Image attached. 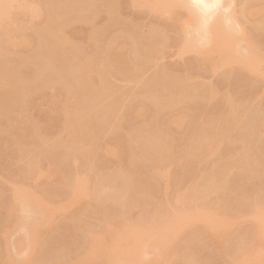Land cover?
<instances>
[{"label": "rangeland", "instance_id": "1", "mask_svg": "<svg viewBox=\"0 0 264 264\" xmlns=\"http://www.w3.org/2000/svg\"><path fill=\"white\" fill-rule=\"evenodd\" d=\"M44 1L47 3V8L49 7L52 9L53 5V8L57 6V4H52L51 0H0V5H2V7H0V35L2 38L3 36L6 38H16L11 46H0V51L5 57L7 56L6 63L13 62V60L16 61L19 58H29L37 51V48H39L37 42L41 39H37L33 28L41 26L46 17L44 14L38 15L36 12L34 14L33 11L35 10L34 7H43ZM53 1L54 3L56 2V0ZM76 1L79 2L76 4ZM152 1L153 0H70L69 2L67 1L68 7H75V9H78L77 13H72L70 10H67L61 11L58 18L53 16V18L55 17L54 19H57L58 23L63 24L64 37L69 42L77 45V48L82 47L80 49L85 53H91V55L98 52L102 54L103 51L105 52L104 47L106 48L104 45L109 43L111 44V50L109 49L110 51H106L105 54L109 53V55H111L110 52L117 53L122 51L132 58L135 52H132L134 48H132L133 46L131 44L139 38V42L141 40L146 42L147 37L150 35L149 33L152 34L153 32V34H155L154 31L163 34V46L154 63L144 64L141 67L136 65V72L129 71L126 74L112 72L109 84L117 92L112 96L108 94L107 96H105V94L100 95L95 105L100 107L109 104L112 100L119 98L120 94H127V100L129 101L125 100L124 102L126 103V107L123 108L122 119L118 126L98 138L92 152L91 147L89 148L88 144L82 140L84 132L89 131L87 128L83 129L77 124L69 123L70 126L63 129V122L66 118L68 119L72 104L71 102H66L61 92L60 85H53L46 88L40 87L39 79L33 78L32 76V72L34 71L32 66L34 65L31 63L27 65L25 82L31 87V91L21 98L22 106H16L19 107V114L17 113V116L13 118L16 122H19V124L27 120L35 123L36 132L48 141L42 144L39 162L36 165V169L33 170L34 174H31L29 172L31 168L28 169V164L24 157L21 156L20 149L17 150L13 145L9 133L4 129L6 126V118L4 117H6V115L0 116V235L2 227L8 224V222L6 223V221L9 220V218H7V207L9 204L7 203H9L8 201L11 199L12 190L21 185H23V189L26 188V191L28 189L27 192L32 193V196L35 197L33 200L34 206L32 207H34L35 213L38 214V221H43V224L37 222L40 228L39 231H41L42 235L35 240L31 239L32 242L34 241L33 244L32 242L29 243L27 240L30 239H26L28 238L26 234L28 229H30L29 232L31 233L32 227L27 225V227L30 228H27V230L24 229L26 225L23 226L25 222V220H23V213L18 211L19 213H16L17 224L15 223L17 226L14 224V228L11 230L12 233H9L8 237H5L8 241L0 236V238H3L2 241L0 239L1 264L2 262L5 263V260H7V262L9 261L8 264H61L70 262L76 255L78 256L80 254L83 249L82 247L86 246L84 241H87V234L101 231L106 225H109L106 227H110L115 220L121 218L126 219L128 230L132 231H129L130 235L134 233L137 227L147 228L143 231L146 233L145 237L148 238V244L152 245V242L156 240L152 236V231L154 230L153 226L155 225L154 220L159 219V217L168 218V216L165 217L167 211H169V215L171 214L170 218L174 220L175 216L180 215L179 213H188L193 207V209H195V207H197L196 209L206 208V211L209 209L212 212L215 211L218 206V208H222L228 216H235L234 218L236 219L233 229L231 230L230 228V235L227 237L228 241H225L227 242L225 243L226 245L224 244V247L222 246L219 251L214 248L213 243L210 245L200 238L201 234L198 235V231H200L198 228L193 227L196 231L198 229L197 233L194 229V231H190V227L196 225H190V223L188 224V221H186L184 223L185 231L182 230L183 232L178 233L177 239H174L176 235L172 236L170 230L169 232L164 231L163 235L165 240L163 242L162 239L156 240L160 244L157 243V246L152 245L150 248L145 249L146 255L144 260H152L155 264H182V261L185 260V256L192 252L194 256L192 254L190 255L196 258L198 264H229V258L232 260L236 252H239L240 249L248 248L246 249L249 250L247 264H264V234L261 233V240L259 239L260 236L258 241L256 239L255 242H253V233H251V235L249 233L254 230V228L253 230L252 228L250 229L252 221L256 223V226L254 223L253 226L257 228L258 226L260 227L262 223L264 224V221L261 220L264 213L260 216L257 215L259 217L257 218L258 221L253 220L256 218H254V215L250 214L248 202L243 199V201H241V198L246 197L245 199L252 200L253 197L255 202L258 201L257 204L264 205V187H262L264 183L261 185L263 181H260V176H255L253 181L250 180L251 182L248 181V179L247 181L243 180L240 182L236 174H234L235 176L231 174L228 177L230 178V180L228 179L229 182L227 181L229 185L228 191L206 195L203 197L204 199H199L194 203H188V200L180 202L179 205L174 203L176 201L174 196L183 193V191L181 193L176 192L179 190H184V192H186V188L188 189L190 182L192 184V180L201 178L202 173H211L215 165L221 169L225 160V158H223L225 152H229L230 154L232 152H240V142H220L217 148L220 149L219 152L222 154L216 153L215 155H211L204 163L199 164L198 167L192 158L185 160V162L182 161L186 165L182 170L172 166L169 167V169L166 170V175L168 172L169 174L158 190L159 183L156 181L153 183L151 182L152 179H149L148 169L150 163H147V166H145V164L144 167L142 163L139 164L142 167H138L137 164L138 168L135 166V169L130 166L129 160L127 161L128 151L126 139V134L131 127L148 122L165 132L167 138L172 141V148L175 150L174 153H178L185 141L188 140V137L191 136L194 123L202 122V124L206 125L205 122L203 123L204 119H218V116L226 111L224 105L226 99L232 100L231 102L241 105V107L244 105L243 108L245 105H248L250 108H256L258 118L260 119L262 117L264 119V76H261L264 70V25H260L261 22H264V10L257 15L245 14L242 13V8L246 2L255 0H226L225 2L227 3L225 5L229 6V11L227 10L228 13L224 11V14L226 13L233 16L235 23L238 25L236 32L233 33L228 40L231 53L229 56H226L221 49H218L210 56L211 60L209 61L211 65L201 66L197 62L198 56L196 52L191 50L182 51L181 48L180 43H182L187 36L186 27L188 23L190 24L186 12L178 7L174 13H167L165 11L158 13L151 8L150 4ZM257 3L263 4L264 0H257ZM29 8L30 10L32 8L34 9L29 11ZM43 10H45V7ZM55 10L53 9V12ZM31 13H33L34 16H32ZM73 18H76V20H73ZM87 18L89 21H86ZM92 32L96 34V41L92 39L90 41L89 39L90 33ZM143 37L144 39H142ZM246 37H248L250 42L246 40ZM40 42L41 41H39V43ZM251 43L257 47L255 51L250 47ZM194 50H197V48H194ZM133 56H135V54ZM253 56L259 58L258 64H254ZM235 58H239L247 64L257 65L258 73H249L236 63ZM132 60L134 63L136 62V64H143L144 61L142 58H138L137 55L136 59L132 58ZM10 64L8 67H11V69L7 68L11 73L14 69V65L13 63ZM37 64H35L36 67ZM102 68L104 69L103 66ZM158 68L166 71L169 75L167 78L177 79L181 76L185 78L189 84H194V86L196 84L197 87L202 90L198 91L199 94H202L205 89L203 87L214 89L213 91L216 93L211 97L206 96L203 100L197 99L187 104H180L174 108L170 114L161 112L155 115L152 106L141 97V94L145 90V82L146 84L148 83V80H150L151 76H153ZM16 80L17 79L12 81L15 86L18 85L19 82ZM91 82L95 87L98 85L96 75H93ZM154 87L161 92L166 91L161 81H158ZM97 106L95 110H97ZM248 106L246 107L249 108ZM138 109L142 114L136 119H133L131 111H137ZM182 114H186L187 116L183 121L180 120ZM166 118H170L171 120V125L168 129L163 128V122ZM249 124L253 127V122ZM249 124H247L248 127L243 123L241 124L243 128L245 126L248 128H244L246 131L244 130L243 134H245L248 140L257 141L253 144V148L254 150L257 148L255 150L258 151L257 154L264 155V131L261 130L254 136L251 134L253 131H250ZM241 125H239V127ZM61 132L66 137L64 144L66 148L64 146L60 148L54 142L55 139L61 135ZM105 146L108 147L110 152L107 154L106 158L100 159L99 149ZM32 148H29V150L33 151L34 148ZM68 149L75 150L79 155L90 152V157L88 159L77 157L78 159L76 158L74 160L76 163L73 164L74 161L72 162L70 159L67 161L66 158H61L68 153ZM118 151L120 152V159L117 161L113 156ZM88 163H92L91 166L95 167L97 171L99 170V173L102 172V174H98L95 168H91L93 171H89L86 166ZM49 164H53L55 167L58 165L57 168L60 172L62 171L61 180L51 179L47 177L46 174L35 176L38 171L41 173L48 171L50 169L48 166ZM127 164H129L132 169H128L130 167ZM120 166H123L124 168H122L125 170V167H128L127 172H129V170L130 172L132 171L129 175L132 179L134 178L133 182L135 181V186L137 184L135 189H137L138 192L137 190L134 192H137V194L132 192L130 194L128 193L129 197L130 195L132 197V194L136 196L138 193H141L139 189L142 187H144V191H149L147 189L145 190V184H147V187H149L148 189H150L148 198L146 194L142 197V193L140 194L141 196H136V200L130 197L133 200L131 202L135 200L136 204L132 203L133 206H129L128 204L131 203L130 198L126 196L125 200H122V202L124 201L125 203L123 202L124 204H121L122 202H120L118 206L114 205V203L112 204V202L106 201L101 202L102 204L91 202L92 200L87 202V197H84V199L81 197L74 199L70 206L69 200L71 197L70 193L72 195V190L71 187L70 189L67 188L69 185H67L66 182L68 178H70L68 173L70 174L72 169H77L82 179H93L96 175L102 176L103 173H106L107 175L105 174V176H108L109 174L107 172L112 173V169H116ZM214 170H217V168H214L213 171ZM27 172L30 173L32 177L29 176ZM132 173L134 174L131 175ZM22 177H25L24 180ZM138 182L141 183V186H138L140 185ZM258 182L261 183L258 185ZM258 186H261V188ZM86 188H88V185L85 187V184L84 187H79L80 193L84 194ZM252 190L255 192V197L253 196L254 192ZM240 194H243V197L239 196ZM248 195L251 196L249 197ZM140 197H142L141 200H139ZM238 197L240 199H238ZM128 199L129 201L127 203ZM237 199L241 204L238 203L239 201ZM217 200L222 204L220 202L218 204ZM139 201H143V204ZM144 201L147 202L144 203ZM191 203H193V206ZM67 205H69V207H66ZM45 208H47V212H45ZM247 213L253 218L251 219L247 216L249 215ZM154 214L156 215L155 217H153ZM182 217L189 220L187 215ZM168 219H166V221H171V219ZM184 219H181V221H184ZM259 220L262 222L260 221L259 223ZM40 226L43 227L41 228ZM262 226L264 228V225ZM263 228L261 227V231H264L262 230ZM187 232L196 233V235H193L195 236L193 239L189 237L190 243L192 242L193 245L190 246L189 244V247L192 248H190V252L185 255L184 247H181V245L184 246L187 241L184 240ZM190 234H188V236H190ZM131 236L132 238H126L124 235L119 248L121 251L114 250L110 254L114 264H123V254L127 255L130 253L128 251L130 245L136 240H139L141 235L136 236L135 234L136 237H134L133 234ZM197 236L199 238H196ZM248 238L250 240H248ZM5 243L7 245L4 246ZM35 243H37L36 245H38V247ZM3 246L4 248H1ZM33 249L35 251H33ZM197 262L195 263L197 264ZM86 264L99 263L96 257L94 258L91 256V260L86 261ZM184 264H187V262L184 261Z\"/></svg>", "mask_w": 264, "mask_h": 264}, {"label": "bare ground", "instance_id": "2", "mask_svg": "<svg viewBox=\"0 0 264 264\" xmlns=\"http://www.w3.org/2000/svg\"><path fill=\"white\" fill-rule=\"evenodd\" d=\"M67 1L69 2L70 0H56L57 3L56 2L54 3V1L51 0L52 4H57L56 6L57 8L56 7L53 8L54 7L53 5L52 9L46 7L47 3L45 1L43 7L40 8L34 7L36 10L33 11L34 14L36 12L38 15L44 14L46 17L45 21L41 26L33 25L36 26L33 29L35 31L37 39L40 38L41 40L39 41L41 42L40 43L39 41L37 42L39 48H37V51H35L31 57L23 58V59L19 58L16 61L13 60V62L12 61L10 62L13 63L14 65V69L12 70L13 73L12 71L10 73V70H8L9 68L8 66L10 63L9 62L6 63L7 56L5 57V55H3V53L0 51V61H1L0 62V116L6 115V117H4L6 118L5 119L6 126L4 129L7 130L6 132L9 133V136L13 141V145L17 148V150L20 149L21 153L19 151L17 152L20 153L21 156L24 157V159L26 160V163L28 164V169L31 168L30 169L31 171H29L31 174L32 173L34 174L33 170L36 169V165L39 162L38 160H39L41 146L42 144L46 143L48 140H46V138L40 136L36 132L37 129L36 126L34 125L35 123L27 120L22 123L20 122L19 124V122H16V120L13 118L17 116V113L19 114V107L16 106H22L21 98L31 91V87L25 82V76L27 75L26 67L29 63L33 64L34 66L35 64L38 63L37 67L32 66V68H34V71L32 72L33 73L32 76L33 78L39 79L40 87L46 88L53 85H60V88L62 90L61 92L64 98L66 99V102H71L72 104L71 113L68 114L69 116L68 119L66 118L63 122V129H66L68 126H70V124H77L81 126L83 129L87 128L89 131L84 132V135H82V140L83 142H86L88 144L89 148L91 147V152H92L96 140H98V138H100L101 136L107 134L111 129L116 128L118 126L120 120L122 119L121 117L123 114L122 111L124 110L123 108L126 107V103L124 102L125 100H127V94H120L119 98L114 99L111 102L109 101L110 102L109 104L100 107L95 105L100 95L105 94V96H107L108 94L109 96H112L117 92L109 84V79L112 76V72H117L120 74H126L129 71L136 72L137 71L136 65L137 66L139 65V67H141L144 64L154 63L156 58L160 54L161 47L163 46V34H161V32L156 33L155 31H154L155 34H153V32L152 34L149 33L150 34V35L148 34L149 37H147L146 35L147 37V40L145 38L146 42L144 40H141L139 42L140 40L139 38L137 41L132 43L131 44L133 46L132 48H134L132 52L133 53L135 52L134 53L135 56H133L134 54L132 53L133 54L132 58L136 59V55H137L138 58L140 59L142 58L144 60L143 64L142 63L136 64V62L134 63L132 58H130L131 56L127 55L122 51H119L117 53L110 52L111 55H109V53L105 54L106 51L108 52L111 50V44L109 43H106V45H104L106 46V48L104 47L105 50V52L103 51L104 54L103 52L102 54H99L98 52L92 55L91 53L90 54L85 53L82 49H80L82 47L77 48L76 47L77 45H74V43L69 42L64 37L63 24L58 23L57 19H54L55 17L58 18L60 16L59 13L61 11L70 10L72 13L78 12V9H75V7L69 8L68 7L69 5H67L68 3ZM225 1L226 0H204V2L208 4L218 2L220 5H222L219 8H212V9H200L193 7L192 5L194 3V0H153L150 6L153 10L157 11L158 13L164 11L167 13H174L176 11V8L178 7L186 12L190 24L188 23L186 27L187 29L185 28L187 30L186 32L187 36L185 37L184 41L180 43L182 51L191 50L196 52L198 56L197 58L198 64L201 66L203 65L209 66L211 65L209 61L211 60L210 56L213 54V52L217 51L218 49H221L224 55L229 56V54L231 53L230 50L231 47L228 43V40L230 39L232 34L236 32L237 30L236 28L238 27L237 23H235L234 21V17L231 16L230 14L229 15L226 14L229 11V6L225 5L227 3ZM229 1H233V0H229ZM78 2L79 1H76V4ZM0 7H2V5H0ZM44 7L45 10H43ZM32 9L30 10L29 8V11H32ZM53 9L56 10L53 12ZM242 9H243L242 13L257 15L264 10V3L263 4L257 3V0L247 1ZM224 11H226L225 13L226 15L224 14ZM31 14L32 16H34L33 13ZM53 16L55 17L53 18ZM73 20H76V18H73ZM86 21H89V19L87 18ZM263 23L264 22H261L260 25L261 26L264 25ZM221 29L223 30V32ZM95 35L96 34L93 32L90 33L89 36L90 41L91 39L96 41ZM144 37L142 39H144ZM3 38L0 35V46L1 45L11 46L13 42L16 40V38H6L5 36H3ZM246 40L250 42L248 37H246ZM250 47L254 49L253 51H255V48H257L252 43L250 44ZM194 48H197V50H194ZM235 59H236V63L240 65V67L246 69L249 73L251 74L258 73L257 65H254L259 63V58L257 56H253L254 59L253 65L247 64L239 58H235ZM102 66L104 67V69L102 68ZM11 67L9 69H11ZM55 68L57 71L55 70ZM93 75H96L98 79V85H96V87L91 82V78L93 77ZM261 76H264V70H263V75ZM167 77H169V75L166 73V71L161 68H158L156 72L153 74V76H151L150 80H148V83L146 84L145 82L144 84L145 90L142 92L141 97L152 106L155 115H158L161 112H167L168 114H170V112L173 111L174 108H176L180 104H184V103L187 104L197 99L203 100L206 98V96L211 97L216 93L213 91L214 89L203 87L205 89L203 90L202 94H199L198 91H202V90L199 87H197L196 84L195 86L194 84L193 85L189 84L185 78L181 76L180 78L178 77L177 79H171ZM15 79H17L16 81H19L18 85L16 86L12 83V81ZM158 81L162 82L163 87L166 90L165 91L166 93L161 92L159 89L154 87ZM231 101L229 99L225 100L226 103L224 105L226 111H224L223 114H220L218 116V119L215 120L209 118L210 119L209 120L206 118L207 121L206 119H204L205 121L203 120V123L205 122L206 125L202 124V122L194 123L191 132L192 134L191 136H189L190 138L188 137V140L185 141L183 146L180 148L181 150L179 149L178 153L177 152L174 153L175 150L172 148L173 147L172 141L171 139L169 140L167 138L165 132L162 129L148 122L142 123L138 126L134 125L133 127H131V129H129L128 133L126 134L127 151H128L127 161L129 160L130 166L134 168L135 166L137 167L138 164L139 167L141 166L139 164L142 163V166L144 167L145 164H146L145 166H147V163H150V167L148 169V173L150 176L149 179H152L153 181L151 180V182L153 183H155L154 181L159 183L158 184L159 187L158 190H159L161 184L164 183V180H166V177L169 174L168 172V174L166 175V170H168L169 167L172 166L182 170L186 166L184 164L185 160L190 158L193 159L194 163L198 167L199 164L204 163L207 160V158L210 157L211 155L213 154L215 155L216 153L218 154L221 153L219 152L220 149L217 148V146L220 145V142L237 141L240 142L241 144L240 152L238 153L232 152L231 154L229 152L227 153L225 152L224 153L225 156H223V158H225L223 167L219 169L215 165L214 168H217V170L214 171L217 172H214L213 171L214 168H213L211 170V173L208 172L209 174H206L207 172L202 173L201 178L199 179L195 178L194 180H192L193 181L192 184L190 182L191 185L189 184L188 189L186 188L187 190V191L185 190L186 192H184V190L177 191L176 193L178 192L181 193L182 191L183 193L174 196V199L176 200L175 201L173 199L175 201L174 203L179 205L180 202H184L187 200L188 203L190 202L194 203L199 199L202 200V198L206 195H210V194L213 195V194H217L218 192L223 193L224 191H228L229 185L227 184V181L228 179L230 180V178L228 177L231 174L233 175L236 174L240 179L239 180L240 182H242L243 180L247 181V179L248 181L250 180L253 181L255 176H260L261 178L260 181L263 182L262 183L258 182V185L259 183H261L262 185L264 183V155L257 154L258 151H255L257 148L254 150L253 144H255L257 141L255 140L256 142H254V140L253 141L251 139L248 140V138L243 133L244 130L246 131V129H248L247 124L251 122H253L252 124L253 127L250 124L249 127H250V131H253L251 133L252 135L255 136L256 133H258L261 130L264 131V119L262 117H261L262 119L258 118V115L256 114L257 112L256 108H250L248 105H245V107L248 106L249 108L247 107L243 108L244 105L241 107V105L235 104ZM96 106H97V110H95ZM140 114L142 113L139 109L137 111L136 110L131 111V116L133 119H136ZM180 117H181L180 120L183 121L186 119L187 116L186 114H182V116ZM242 123L244 125H247V127L245 126L246 129H244L245 127L244 128L242 127L241 125ZM170 125H171L170 118H166L163 122V126H164L163 128L168 129ZM239 125L241 126L239 127ZM21 131L23 134L21 133ZM65 141H66V137L61 132V135H59L54 142L58 147L62 148L65 144ZM29 144L32 145L30 146ZM32 146L34 149L32 148ZM29 148L30 149L32 148L33 151H30ZM109 152L110 151L107 146L101 147L99 149V158L100 159L106 158ZM77 157L88 159L90 157V152L88 153L86 152L85 154L79 155L78 153H76L75 150L68 149V153H66V155L61 158L62 159L66 158L67 161H69L70 159L73 162ZM113 157L118 161L120 159L119 158L120 152L118 151L116 154H114ZM75 163L76 161L73 162V164ZM91 164L92 163L90 164L88 163L86 165L89 171L91 170L93 171V169L95 168L92 167ZM127 165L129 166V164ZM48 166L50 168L48 171L42 172L43 174L40 171H38L35 174V176H42L46 174L47 177L51 179L61 180L62 171L60 172V170L57 168L58 165L55 167V165L49 164ZM120 167L116 169H112L113 170V171L111 170L112 173L107 172L109 174L108 176H105L106 173L105 174L103 173L104 176L103 175L100 176L102 172L99 173V170L97 171L95 168V170L100 175H96L93 179L80 178L79 171L75 168L73 170L71 167L72 171H70L71 172L70 174L68 173L70 178H68L66 182L67 185H69L67 186V188L70 189L71 187L72 190V195L70 193L71 197L69 196L70 206L74 199L81 197H83V199L84 197H87L86 199L87 202H89L90 200H92L91 202H96V203H101L106 201V202H112V204L114 203V205L119 206L120 202H122V200H125L126 196L127 198L129 197L128 193L129 194L131 192L134 193L135 190H137L135 189L137 184L135 186V181L133 182L134 178L132 179L131 176L129 175L132 171L130 172L129 170V172H127L128 167H125L126 170L123 169L124 168L123 166H122L123 168ZM131 167L128 169H132ZM30 173H28L29 176H31ZM133 174L134 173H132L131 175ZM84 184L85 187L88 185V188H86L84 194H81L79 187H84ZM138 186H141V183ZM18 187L12 190L13 193L10 197L11 199L9 198L10 201H8L9 203H7L9 204L7 207L8 209L7 218H9V220H7L6 218L7 220L6 223L8 222V224H6L7 226H3L4 228L2 227L0 236L5 238L8 237L9 233H12L11 230L14 228V224L15 223L17 224L16 213H19L18 211H20L23 213V220H25L24 222L25 224L23 223V226L26 225L25 228L24 227L23 228L27 230V228L32 227L31 233L29 232L30 229H28V232L26 234L28 238L26 239L35 240L36 238H40V235H42L41 231H39L40 228L37 224V222H39L38 214L35 213L34 207H32L34 206L33 200L35 199V197L32 196V193L27 192L28 189L27 191L25 190L26 188L23 189V185ZM145 187H146L145 190L147 189L150 191V189H148L149 187H147V184H145ZM258 187L261 188V186ZM262 187H264V185H262ZM143 189L144 187L139 189L141 190L139 192L142 193V197H144L143 195L146 194L148 198V195H150V193H148L149 191H144ZM137 192L134 194H137ZM141 193H138V195L136 196H141L140 195ZM134 194H132V197L130 195V197L133 199L136 198ZM254 195L255 192L253 193V196ZM239 196L243 197V194H240ZM248 196L250 197L251 195ZM142 197H140L139 200H141ZM131 198H130V202L133 201ZM245 198H241V201L245 200L248 202L251 212L250 214L254 215V218H256L253 220H257V218H259L258 216L264 213V205L257 204L258 201L255 202L253 200V197L252 200ZM238 199L240 198L238 197ZM135 200L134 202H131L128 205L133 206L132 203L136 204ZM128 201L129 199L127 200V203ZM123 202L121 204L125 203ZM145 202L147 201H144V203ZM217 202L219 204L220 201L217 200ZM193 203H191L192 206ZM238 203H240V201ZM66 207H69V205H67ZM218 207L216 208L215 211L212 212L209 209L208 211H206V208L196 209L197 207H195V209H193L194 208L193 207L190 209L191 211L189 210L188 213L187 212L179 213L180 215H177L178 217L175 216L174 220L170 218L171 214L169 215L168 214L169 211H167L166 212L167 215L164 216L165 217L168 216V218L171 219V221L168 218L166 219H168L169 221H166L164 217L163 218L159 217L158 214L159 219L154 220L155 225L153 226L154 230L152 231V236L156 240L162 239L163 242L165 240L163 232L164 231L169 232L170 230L172 236L176 235V237L173 238L177 239V234L185 231L184 223L188 221V224L190 223V225L193 224L196 225L190 227L191 228V229L189 228L190 231L193 230L194 228H198L200 230L198 231L197 229V231L199 232L198 235L201 234L200 238L204 242L205 241L208 242L210 245L213 243L214 248L218 249L219 251V249L222 248V246L225 243H227L225 241H228L227 237L228 235H230L229 234L230 228L231 230L233 229V226L236 223V219L234 218L235 216L234 217L228 216L227 213L222 208H218ZM46 209L47 208H45V210ZM45 212H47V210ZM250 214L247 216H249L252 219L253 217ZM184 215H187L189 220L184 219L182 217ZM263 215H262L263 218L261 217L262 221H264ZM155 216L156 215L154 214L153 217ZM181 219H184V221H181ZM261 220H259V223ZM42 222L43 221H40L39 223L41 224ZM253 223L256 226V223L252 221L251 223L252 225L250 229L252 228L253 230L254 228V230L253 232H249V233L250 235L251 233H253L252 234L254 240L253 242H255L256 239L258 241V238L261 236V233L264 234V231H261V227L263 228L262 225L264 224L263 223L262 225L258 224L261 226L259 227L257 225L258 226L257 228L253 226ZM27 225L30 227H27ZM40 227L42 228L43 226ZM105 227L103 228V230L97 231L96 233L87 234L88 235L87 241L86 242L84 241L86 246L82 247L83 249L80 252V254L78 256L76 255L77 257L75 256L72 261L70 260V262L61 263V264H86V261L91 260V256H93L94 258L96 257L97 262L99 264H112L113 258L110 256L112 251L114 250L121 251L119 248H120V243L124 238V235L126 238H132L131 235L133 234L134 237L139 235L141 236L139 240H136L130 245L128 249L130 253L127 255L123 254V259H122L123 264L126 263L155 264V262L153 263L152 260L149 261L144 260V257L146 255L145 249L150 248L152 245L157 246L158 244H160L156 240L152 242V245L148 244L147 241L148 238L145 237L146 233L145 231H143L147 228L137 227L134 233L133 234L131 233L130 235V232L132 231L128 230L125 218L115 220L114 223L110 225V227H106V228ZM262 230H264V228ZM190 233L191 232L189 233L187 232V235L185 233L186 236L184 240L187 241L185 242L184 246L181 245V247H184L185 255L189 253L190 252L189 249L192 248L189 247V244L190 246L193 245L192 242L190 243V238L193 239V237H195L193 235H196V233L195 234L194 233L190 234ZM188 234H190V236H188ZM187 236L188 238L186 239ZM94 237H98V238H94ZM3 238H0L1 241L3 240ZM196 238L199 237L197 236ZM261 238L262 236L259 239L261 240ZM5 239L6 241H8L7 238ZM30 240L27 241L31 243L32 240L31 241ZM248 240L250 239L248 238ZM33 243L34 241L32 242V244ZM36 244L37 243H35V245ZM5 245L7 244L5 243L4 246ZM4 246L1 248H4ZM36 246L38 247V245ZM246 249H242V250L240 249V251L238 250L239 252H236L235 254L232 252L234 255L232 257V260L231 258H229L230 260L229 264H247L249 250ZM33 251L35 250L33 249ZM190 254L193 255L192 252L187 254L185 256V260L182 261V264H184V261L187 262V264H193V263L196 264L195 263L197 262L196 258L192 257V255ZM6 262L7 260H5V263L2 262V264L3 263L8 264L9 261L7 263Z\"/></svg>", "mask_w": 264, "mask_h": 264}, {"label": "snow or ice", "instance_id": "3", "mask_svg": "<svg viewBox=\"0 0 264 264\" xmlns=\"http://www.w3.org/2000/svg\"><path fill=\"white\" fill-rule=\"evenodd\" d=\"M192 6L196 8H200V9H212V8H219L222 5H220L218 2L208 4V3H205L204 0H194V3Z\"/></svg>", "mask_w": 264, "mask_h": 264}]
</instances>
